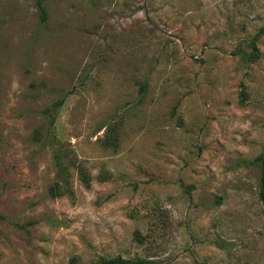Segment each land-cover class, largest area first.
I'll use <instances>...</instances> for the list:
<instances>
[{
	"label": "rangeland",
	"instance_id": "374dc122",
	"mask_svg": "<svg viewBox=\"0 0 264 264\" xmlns=\"http://www.w3.org/2000/svg\"><path fill=\"white\" fill-rule=\"evenodd\" d=\"M43 3L0 0V264H264V0Z\"/></svg>",
	"mask_w": 264,
	"mask_h": 264
},
{
	"label": "trees",
	"instance_id": "16d2710c",
	"mask_svg": "<svg viewBox=\"0 0 264 264\" xmlns=\"http://www.w3.org/2000/svg\"><path fill=\"white\" fill-rule=\"evenodd\" d=\"M37 4L40 9L41 17L43 21H46L48 19L47 10L44 6L43 0H37ZM256 49V48H255ZM255 54V53H254ZM57 166H58V178L57 182L53 185L51 191L54 196H61L65 193H71L72 190H69V184H70V171L68 166H66L63 162L62 155H57L56 160ZM75 165V164H73ZM78 171L81 173L82 180L86 185H90V175L86 171L85 166L82 163L76 164ZM262 188H261V196L264 200V178H262ZM138 239L142 240L143 237L141 236L140 232H137ZM161 262L158 260L153 259H145L142 257H136V258H124L122 256H116V257H105L102 256L99 261L95 264H160Z\"/></svg>",
	"mask_w": 264,
	"mask_h": 264
}]
</instances>
